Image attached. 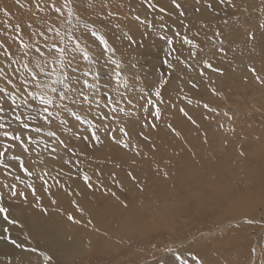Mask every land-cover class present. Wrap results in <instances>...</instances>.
Here are the masks:
<instances>
[{"label":"rangeland","instance_id":"rangeland-1","mask_svg":"<svg viewBox=\"0 0 264 264\" xmlns=\"http://www.w3.org/2000/svg\"><path fill=\"white\" fill-rule=\"evenodd\" d=\"M0 126V205L77 264H264V0H0Z\"/></svg>","mask_w":264,"mask_h":264},{"label":"bare ground","instance_id":"bare-ground-1","mask_svg":"<svg viewBox=\"0 0 264 264\" xmlns=\"http://www.w3.org/2000/svg\"><path fill=\"white\" fill-rule=\"evenodd\" d=\"M186 1H188V0H186ZM252 100H254V98ZM120 179H122V177ZM124 183L125 182H123V184ZM68 193H70V192L68 191ZM63 200H65V199H63ZM55 205H57V204H55ZM20 210H22V209H19L16 212L17 213L16 217H18V218L17 219L14 218V220L18 221L19 223L18 224H12L10 226V228L15 233V238L20 237L18 244H20L21 247H17V249H16L15 245H13L11 243H10V245H7L4 242L1 243L0 244V261L3 262L6 260L7 262L12 263V264L18 263V262H20L21 264H37L39 262L41 263L42 262L41 259H43L46 263H48L51 260L52 262L56 261L55 263H58V264H70V263H76L77 264V261H78L77 258L79 255H81V252L83 251V246L81 244V241L83 240V242H84V239L82 237H78L75 235V230L73 229L74 228L73 226L71 227L72 229L63 228L61 230L60 235L53 234L50 237H48L45 234H43V228L40 227V223L43 224L44 223L43 221H35L33 218L32 219H28V218L26 219ZM238 216H239V214H238ZM49 221L51 222V220H49ZM21 223L23 224V227L20 226ZM49 223H48V225H49ZM42 226H44V224ZM49 227H50V225H49ZM18 231L20 233V236L19 235L17 236ZM21 237H22L23 241L21 240ZM85 239H87L86 236H85ZM89 239H90V236H89ZM29 242H36L37 243L36 246H40V250L32 251V249H34V247L32 248V246L29 245ZM42 253H43V255H42ZM46 256H50L51 259L50 260L46 259ZM179 257H181V256H179Z\"/></svg>","mask_w":264,"mask_h":264},{"label":"snow or ice","instance_id":"snow-or-ice-1","mask_svg":"<svg viewBox=\"0 0 264 264\" xmlns=\"http://www.w3.org/2000/svg\"><path fill=\"white\" fill-rule=\"evenodd\" d=\"M173 2L175 3V0H173ZM224 2H225V0H220V3H221V4H223ZM175 6H176L177 8L180 7V5H179L178 3H176ZM208 6L211 7V5H208ZM57 11H59V10L57 9ZM216 35L219 36L220 33H216ZM184 39H185V42H186V43L192 45L193 47H198V45L194 44L193 41H192V40H189L187 37H185ZM168 43L171 44L172 41L169 40ZM222 43H223V41H221V44H222ZM219 51L222 53V52L224 51V49L221 47V48L219 49ZM194 55H195V53H190V56H194ZM165 62L167 63V61H165ZM205 64H206L209 68L212 67V65L209 64L207 61H205ZM169 66L171 67V65H169ZM251 71H252L253 73H255V72H256V69H255V68H252ZM257 79H259V77H257ZM84 83L87 84V81H85ZM163 83H167V81L165 80ZM213 92H215L214 89H213ZM156 95H157V96H160V92L157 91V92H156ZM204 107L207 108L208 105L205 104ZM45 111H47V109H45ZM180 111L183 112L185 116H188V113L185 112L184 109H180ZM210 111H215V109H210ZM160 115H161V113H160V109H159V108H156V111H155V118H156V119H159V118H160ZM188 118L191 120V117H188ZM45 120L47 121V117H45ZM193 123H194V121H193ZM144 126H145V127H148L149 125L145 124ZM150 126H151L153 129H155V127H156V125H155L154 123L151 124ZM0 127H2V126H0ZM24 127L27 128L28 125L25 124ZM168 127L171 128V125H169ZM37 131H39V129H37ZM121 131L124 132V135H125V136L128 135V132L125 131L124 129H121ZM173 131H175V130L173 129ZM176 134L179 135V133H176ZM5 135H9V134H8V133H5ZM140 135L143 136V133H140ZM12 138H13V139H20L18 136H13ZM143 138H144L145 140L148 139L147 136H143ZM113 139L115 140V137H113ZM115 142H116L117 144L122 145V147L125 148V149H128V148H129V144H128L127 142H124V141H122V140H115ZM2 155H3V153H0V156H2ZM137 155H139V152H137ZM21 166H22V165H21ZM5 167H7V165H5ZM24 170L27 172V169H24ZM29 175H31V173H29ZM129 175H131V174H129ZM84 180H85V181H88V180H89V177L85 175ZM14 187H15V186H13V188H14ZM88 187H91V184H89ZM32 194L35 195V189H33ZM17 195L24 196L25 194H24V193H17L15 190H12V191H11V196H12V197H16ZM113 195H114V193H113ZM2 199H3V197L0 196V200H2ZM25 199H27L26 196H25ZM53 203H55V201H53ZM8 212H9V210H8L7 208H5V207H3L2 205H0V213H3V214H4V219L7 220V221H8L9 223H11V224H18V223H19L18 221L14 220V219H13V220H10V219H9ZM68 219H69V220H72L74 223H79V221L74 220V218H73L71 215H69ZM21 227H23V225H21ZM7 231H8V229H5V232H7ZM5 238L9 239V240H10V243L13 244V245H15L16 247H21V245L18 244L17 241H16L15 239H11L10 237H0V239H5ZM32 251H35V249H32ZM42 255H43V253H42ZM46 259L50 260L51 257H50V256H46Z\"/></svg>","mask_w":264,"mask_h":264}]
</instances>
